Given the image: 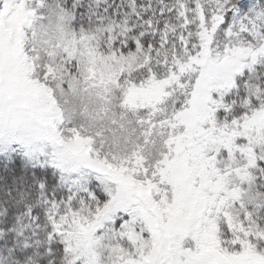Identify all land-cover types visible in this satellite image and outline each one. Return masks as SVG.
Returning <instances> with one entry per match:
<instances>
[{
    "label": "snow or ice",
    "instance_id": "1",
    "mask_svg": "<svg viewBox=\"0 0 264 264\" xmlns=\"http://www.w3.org/2000/svg\"><path fill=\"white\" fill-rule=\"evenodd\" d=\"M0 264H264V0H0Z\"/></svg>",
    "mask_w": 264,
    "mask_h": 264
}]
</instances>
